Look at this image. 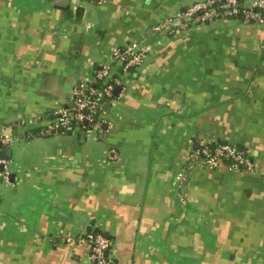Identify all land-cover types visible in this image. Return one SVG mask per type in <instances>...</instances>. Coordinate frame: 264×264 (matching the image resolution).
<instances>
[{"label": "crops", "instance_id": "crops-1", "mask_svg": "<svg viewBox=\"0 0 264 264\" xmlns=\"http://www.w3.org/2000/svg\"><path fill=\"white\" fill-rule=\"evenodd\" d=\"M205 1L0 0V264H93L88 242L66 238L95 232L111 264H264V19L155 30ZM131 43L150 51L115 88L111 126L47 133ZM202 141L234 143L255 171H187Z\"/></svg>", "mask_w": 264, "mask_h": 264}, {"label": "built area", "instance_id": "built-area-1", "mask_svg": "<svg viewBox=\"0 0 264 264\" xmlns=\"http://www.w3.org/2000/svg\"><path fill=\"white\" fill-rule=\"evenodd\" d=\"M100 0L99 2H106ZM221 4H229V9L218 12L219 3L216 0H207L192 5L186 11L185 19H194L195 22H212L219 17L231 18L242 13V23L249 25L260 23L264 19V0H257L254 7L239 8L238 0H223ZM199 12H203L198 15ZM173 22H181V18L169 19L166 23L155 27L156 31L166 28L171 29ZM186 22V21H185ZM147 47L138 43H131L125 47H116L112 50L111 61L103 65L96 73L91 82H81L73 88L69 102L54 113V119L45 131L47 133H68L79 130L84 134L101 131L102 127L109 123L106 121V106L114 100V90L122 85V78L131 75L139 68L149 54ZM95 84L97 86H95ZM109 124V125H108ZM111 126V125H110ZM11 139L0 135V148L11 143ZM109 159L115 161L119 154L117 150L109 151ZM0 180L7 181L9 178L8 163L0 157ZM197 167L226 168L231 173H253L255 163L249 154L239 149L232 142H208L202 141L197 150H192L187 157V171ZM187 171L177 175L181 182L185 179ZM69 244L88 242L91 245V259L93 264H111L109 258L110 240L102 233L95 232L86 237H67Z\"/></svg>", "mask_w": 264, "mask_h": 264}, {"label": "water", "instance_id": "water-1", "mask_svg": "<svg viewBox=\"0 0 264 264\" xmlns=\"http://www.w3.org/2000/svg\"><path fill=\"white\" fill-rule=\"evenodd\" d=\"M90 1L99 2L100 0H90ZM57 2H60V4H63V3L66 2V0H57ZM215 8H219V9H229L230 8V5L229 4H222V5L215 6ZM202 13L203 12H199L198 15H201ZM181 22H185V20H181ZM177 23H179V22H177ZM119 89L120 88H117L116 89V92H118ZM106 127H107L106 125L103 126L104 129ZM1 153H2V157H3L4 160H6V161L9 160V152H8V150H5V151H3ZM2 170H3V167L0 166V171H2Z\"/></svg>", "mask_w": 264, "mask_h": 264}, {"label": "trees", "instance_id": "trees-1", "mask_svg": "<svg viewBox=\"0 0 264 264\" xmlns=\"http://www.w3.org/2000/svg\"><path fill=\"white\" fill-rule=\"evenodd\" d=\"M222 2L223 1H220L219 4H221ZM238 4H239V8H242V5H241V3L239 1H238ZM223 11H224V9H219L218 8V12L222 13ZM242 18H243L242 13H239V14H237L235 16H232L231 18H225V20H228L229 21V20H232V19H238L241 22L242 21ZM95 86H97V85L95 84Z\"/></svg>", "mask_w": 264, "mask_h": 264}]
</instances>
